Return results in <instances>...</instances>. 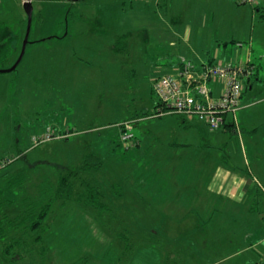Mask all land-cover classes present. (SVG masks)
<instances>
[{"label":"rangeland","instance_id":"rangeland-1","mask_svg":"<svg viewBox=\"0 0 264 264\" xmlns=\"http://www.w3.org/2000/svg\"><path fill=\"white\" fill-rule=\"evenodd\" d=\"M32 7L24 56L4 72L19 56L27 19L18 0H0V264H247L256 248H244L264 230V126L247 137L248 165L240 168L255 185L242 204L229 202L213 173L244 161L239 135L221 150L198 149L213 145L210 133L180 115H157L149 92L151 77L165 71L153 63L162 64L160 54L218 52L216 62L234 65L252 50L264 74V0H33ZM263 97L264 89L253 96L248 118L264 115ZM128 122L125 148L115 132ZM89 153L102 168L76 171ZM62 174L74 193L93 186L106 207L76 196L57 201L31 231L23 198L37 196L45 177L56 186Z\"/></svg>","mask_w":264,"mask_h":264},{"label":"crops","instance_id":"crops-1","mask_svg":"<svg viewBox=\"0 0 264 264\" xmlns=\"http://www.w3.org/2000/svg\"><path fill=\"white\" fill-rule=\"evenodd\" d=\"M38 1L40 2L42 0H38ZM18 2H20V5H22L23 0H18ZM258 8L259 9H256V11L260 10V7H258ZM24 16H26L25 12H24ZM22 17H23L22 14H20L19 19H18L19 22L22 20ZM26 19H27V17H26ZM0 23H3V22H0ZM2 25H5V24H2ZM2 25H0L1 28H3ZM12 27H14V29H12V30H15V29H17L18 25H15ZM20 28H21V26H20ZM189 34H190V32L188 33V35ZM0 38H1V34H0ZM127 38H128V34L126 35V37H124V39H127ZM183 38H184V34H181L180 36H178V35L175 36L174 39L176 40V46L174 48L178 47V44H180L179 41L182 40L184 42ZM171 40H173V39H171ZM237 42H239V41H237ZM172 45H173V42L170 43V46H172ZM237 47H239V46H237ZM243 47L244 46L239 47V49H241ZM110 48H111V50H113V52H115L117 50V48L115 47V44L111 45ZM5 54H7V52H5ZM217 57H218V52H216L214 57L212 56L211 58H204V57L196 54L194 51L191 52L190 54H188V57L186 55H184V53H180V52L173 54L172 57L170 55L168 56L165 54H160V56L158 57V60H156V61L160 60L162 62V64H157L155 62H153V63L155 64V66L163 67L165 71L163 73H157L156 75H153L151 77V81H150V92L149 93H151V95L153 97V101H155V103L153 104L154 106L152 107V105H151L152 103L150 101L149 105L146 107L147 108L146 113L143 111V109L140 108L141 112H142L141 114H149L150 113L149 108H151V107L154 109V112L155 111H157L156 113L161 112L160 111L162 108L161 103H159V100L156 98V96L154 95V92H153V83L158 77H161L164 75H173V76L183 75L184 74L183 73V70H184L183 62L184 61L190 62L191 65H194L198 69L200 66L216 63L215 58H217ZM248 57H249L248 60L251 62V64H253L252 61L250 60V57H253L252 50H250L248 52ZM169 58H171V59H169ZM254 58L258 59V55H255ZM0 59H2L1 58V51H0ZM242 64H244V63H241L239 65H242ZM254 66H255L254 74L252 76H250L249 78L244 79V89L242 91V95H241V98L239 100V107L236 110V112H234V113L231 112L232 118H229V120H227L228 113L225 114V116H224L225 125H224V128H221V132H218L216 130L217 133H214L215 131H210L206 127L203 128L205 126V124L203 123V121H200L197 118H196L197 122H192V121L189 122V120H186L185 116L180 115L183 117L182 121L188 123L189 125H193V127H195L196 131L203 132L207 135L210 133L209 135L212 136L210 138V141H212L213 145L198 146V149H203V150L209 149V151H210V150H216L214 148H218V150H221L223 148L222 142H223V140L226 139V137L230 138V135L232 133L233 134L236 133L239 135V139H238L239 145L237 147L235 146V149L240 150V153H242V155L244 157V161H241V163H239V164L232 165L235 170H233V169L228 170L227 168H225L226 165L224 163H222L221 166H223L224 168L218 169L216 172L213 173V175H214V180H215L214 182H216V180L220 181L219 184L217 185L216 192H220V193L222 192L224 194V195H222L224 200L227 199V200H229V202L236 201L237 203H240V204H242L244 198H246V196H248V193L250 192V190H252V188L255 185L252 177L246 175L240 169L241 167H245L246 165H248V162L246 161L247 156H246V148H245L246 143H247V137L249 139H253L257 134L258 127L264 126V115L255 114L254 118L251 119V118H248L249 114L246 112V108L250 107V105H252L255 102L252 99L253 96L256 94L261 95L263 92V89H264V74L260 75V72H259L260 68L261 67L263 68L262 62L260 63V61H259V64L258 65L254 64ZM253 80L255 81V83H253ZM209 85L211 86L213 96H217L221 90V83L215 82V83H209ZM262 99H259V100H262ZM257 102H258V100H257ZM244 107H245V110H243ZM136 112L137 111L135 110L131 114H136ZM238 112H240V113L238 114ZM151 114H153V113H151ZM164 115H167V114H162L160 116H164ZM142 118H145V117H142ZM189 118H192V117H189ZM137 119L138 118L135 117V118H132L131 120L134 123H136ZM240 128L244 129L243 131L245 132L246 137L244 136L242 131L240 133V131H239ZM115 133H116L115 135H117L118 130H116ZM137 145H139V143H137ZM222 160L223 159H221L220 161H222ZM257 166H258V164H257ZM235 167H238L239 169H236ZM227 183H228V185H227ZM230 204H232V203H229L227 206H229ZM260 221L262 222L261 218H260ZM254 230H255V228H253L251 231L253 232ZM260 238L261 239L259 241H257L256 243H254L253 245L251 244L250 246H247L244 248L245 251H251L252 250V248H250L251 246L256 248V250L254 252H252V254H251L252 259L249 260L247 262V264H256V262L261 257L264 256V230L261 233Z\"/></svg>","mask_w":264,"mask_h":264},{"label":"built area","instance_id":"built-area-1","mask_svg":"<svg viewBox=\"0 0 264 264\" xmlns=\"http://www.w3.org/2000/svg\"><path fill=\"white\" fill-rule=\"evenodd\" d=\"M254 5L258 0H244ZM183 75H164L153 83V92L163 109L162 114L195 116L205 122L211 131L224 123V115L236 112L244 89V79L254 74L255 66L250 61L239 64L212 63L198 69L190 62H183ZM221 83V90L213 96L209 83ZM131 122H128L121 141L130 146Z\"/></svg>","mask_w":264,"mask_h":264},{"label":"trees","instance_id":"trees-1","mask_svg":"<svg viewBox=\"0 0 264 264\" xmlns=\"http://www.w3.org/2000/svg\"><path fill=\"white\" fill-rule=\"evenodd\" d=\"M162 109L163 106L161 110ZM156 114L160 115V112ZM118 131L121 132L126 131L125 124L118 125ZM120 133L118 134L119 141L122 144H124L119 136ZM125 148H130V146H126ZM102 166H103L102 160L99 157H97L94 153H89L83 157L82 164L79 167L78 166L75 167V169L76 171L78 170V172L85 173L91 170H99L102 168ZM68 174L66 175L62 174L59 177L56 186L53 184V182H51V180H49V178L45 177L44 180L45 179L46 180L44 183L39 182L35 186L38 188V190L36 188L37 190L36 192H38L37 196L35 197L28 196L23 198L24 218L30 219L31 231L37 230L39 229V227H41L42 220L46 217L48 210H50L51 204L57 201L65 202L67 200H71L74 196H76V199L84 198L86 200L85 203L95 208H98L99 210H102L103 208L106 207L102 202H100L98 198L97 189H95L93 186H90L89 184H87L88 185L87 194L85 192L74 193L75 191H74L73 182L70 181ZM84 182L87 183L86 181ZM48 184H50V186H47ZM1 206H3L2 203H0V209H3ZM256 264H264V258L259 259L256 262Z\"/></svg>","mask_w":264,"mask_h":264},{"label":"water","instance_id":"water-1","mask_svg":"<svg viewBox=\"0 0 264 264\" xmlns=\"http://www.w3.org/2000/svg\"><path fill=\"white\" fill-rule=\"evenodd\" d=\"M32 1L33 0H23V3H22L24 12H25L26 17H27V25H26L25 35H24V39L22 42V46H21L19 56L10 68H8L6 70H1V71L10 72V71L15 70V68L19 65L20 61L22 60V58L24 56L25 48H26V45L28 43V37H29V33H30L31 22H32V15H33ZM72 1H78V0H72Z\"/></svg>","mask_w":264,"mask_h":264},{"label":"flooded vegetation","instance_id":"flooded-vegetation-1","mask_svg":"<svg viewBox=\"0 0 264 264\" xmlns=\"http://www.w3.org/2000/svg\"><path fill=\"white\" fill-rule=\"evenodd\" d=\"M70 1H72V0H70ZM79 1V0H78ZM72 2H77V1H72Z\"/></svg>","mask_w":264,"mask_h":264}]
</instances>
